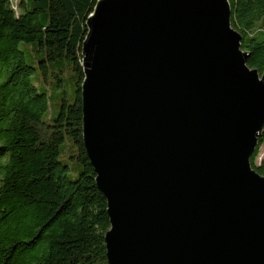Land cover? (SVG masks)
<instances>
[{"label": "water", "instance_id": "95a60500", "mask_svg": "<svg viewBox=\"0 0 264 264\" xmlns=\"http://www.w3.org/2000/svg\"><path fill=\"white\" fill-rule=\"evenodd\" d=\"M83 140L110 264H264V72L230 0H97Z\"/></svg>", "mask_w": 264, "mask_h": 264}, {"label": "trees", "instance_id": "16d2710c", "mask_svg": "<svg viewBox=\"0 0 264 264\" xmlns=\"http://www.w3.org/2000/svg\"><path fill=\"white\" fill-rule=\"evenodd\" d=\"M97 0H0V264H110L106 233L107 200L83 140L82 46L86 21ZM232 25L243 35L248 65L264 72V0H230ZM22 43L43 52L49 63L67 59L75 72V96L46 119L49 97L38 91ZM62 85L61 79L59 80ZM57 85V86H59ZM70 137L78 176L60 160ZM264 133L252 156L257 163Z\"/></svg>", "mask_w": 264, "mask_h": 264}, {"label": "rangeland", "instance_id": "374dc122", "mask_svg": "<svg viewBox=\"0 0 264 264\" xmlns=\"http://www.w3.org/2000/svg\"><path fill=\"white\" fill-rule=\"evenodd\" d=\"M16 3V0H12ZM21 48L25 51L27 63L39 68L38 73L31 77L32 82L38 91L45 92L49 97V109L45 115L46 119L55 117L61 109L62 99L75 96V72L72 69L71 61L67 59L52 61L49 63V73L42 75L40 61L44 58L43 52L37 49L33 43H22ZM62 85L60 86L59 80ZM59 85V86H57ZM76 154L74 142L68 137L62 145L60 160L70 165L69 174L72 178L78 176L82 164L71 156ZM264 160V144L260 147L257 156V163Z\"/></svg>", "mask_w": 264, "mask_h": 264}, {"label": "built area", "instance_id": "2783aa9c", "mask_svg": "<svg viewBox=\"0 0 264 264\" xmlns=\"http://www.w3.org/2000/svg\"><path fill=\"white\" fill-rule=\"evenodd\" d=\"M13 2V1H12ZM13 7L16 8L15 3L13 2Z\"/></svg>", "mask_w": 264, "mask_h": 264}]
</instances>
